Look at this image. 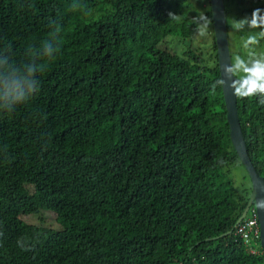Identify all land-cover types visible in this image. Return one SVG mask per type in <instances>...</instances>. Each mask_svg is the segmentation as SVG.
I'll use <instances>...</instances> for the list:
<instances>
[{
    "label": "trees",
    "instance_id": "trees-1",
    "mask_svg": "<svg viewBox=\"0 0 264 264\" xmlns=\"http://www.w3.org/2000/svg\"><path fill=\"white\" fill-rule=\"evenodd\" d=\"M80 2L0 0V49L17 63L50 18L63 28L39 91L0 112V264H264L258 225L238 232L251 213L236 225L251 184L228 177L243 165L222 89L212 88V24L204 36L193 24L200 11L211 18L209 0ZM223 2L234 57L242 34L230 19L264 10V0ZM236 100L264 179V105ZM36 216L44 221L25 220Z\"/></svg>",
    "mask_w": 264,
    "mask_h": 264
},
{
    "label": "clouds",
    "instance_id": "clouds-1",
    "mask_svg": "<svg viewBox=\"0 0 264 264\" xmlns=\"http://www.w3.org/2000/svg\"><path fill=\"white\" fill-rule=\"evenodd\" d=\"M71 7L80 10L82 4L80 0H73ZM169 17L176 19L177 15L170 13ZM192 19L197 34L204 36L211 30L212 20L204 11L198 12ZM229 25L233 33L242 34L243 54L237 53L220 66L221 75L213 82L212 88L227 84L235 97H258V103L264 105V10L257 8L250 17L232 18ZM48 29L47 36L39 44H30L26 48L24 59L18 63L11 59L8 50L0 49V112L12 113L39 91V74L46 67L45 61L53 59L60 51L63 31L61 22L56 18L48 20ZM251 204L264 211V196L253 199ZM16 245L22 251L34 248L25 237L17 238Z\"/></svg>",
    "mask_w": 264,
    "mask_h": 264
},
{
    "label": "water",
    "instance_id": "water-1",
    "mask_svg": "<svg viewBox=\"0 0 264 264\" xmlns=\"http://www.w3.org/2000/svg\"><path fill=\"white\" fill-rule=\"evenodd\" d=\"M209 4L220 76V66L226 63L231 57L228 43L225 7L223 0H209ZM221 89L226 109V120L229 127L230 141L238 159L247 173L251 184V194L249 200L241 216L238 218L236 225L246 217L249 209L253 207L257 216L260 246L264 250V211L256 209L251 204L253 199L264 196V192H262V189H264V179L257 174L249 158L246 143L240 127L236 97L233 95L232 90L227 86V84L221 87Z\"/></svg>",
    "mask_w": 264,
    "mask_h": 264
},
{
    "label": "rangeland",
    "instance_id": "rangeland-1",
    "mask_svg": "<svg viewBox=\"0 0 264 264\" xmlns=\"http://www.w3.org/2000/svg\"><path fill=\"white\" fill-rule=\"evenodd\" d=\"M231 34H230L229 48L231 52L235 54L238 51L237 49L238 44L235 42L232 36L233 34L232 35ZM228 177L233 181L234 185L239 189H247L249 187V180L246 171L240 164L235 163L228 168ZM44 217H45V223L48 222L49 225H55L52 216L45 215ZM25 220L35 224L44 221V218L42 219L41 216H36L34 218H25Z\"/></svg>",
    "mask_w": 264,
    "mask_h": 264
},
{
    "label": "built area",
    "instance_id": "built-area-1",
    "mask_svg": "<svg viewBox=\"0 0 264 264\" xmlns=\"http://www.w3.org/2000/svg\"><path fill=\"white\" fill-rule=\"evenodd\" d=\"M253 210L254 209H252L250 211L251 216L249 217V219L245 222V224H242V226L240 225V227L238 229V232L241 233V235L245 234L244 232L246 231V229L255 228V230H256V226L258 225L257 216H256V213H255V210H254V212H253ZM255 234H258V230H256Z\"/></svg>",
    "mask_w": 264,
    "mask_h": 264
}]
</instances>
